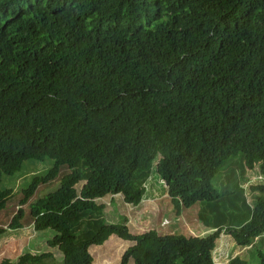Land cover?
Masks as SVG:
<instances>
[{
    "label": "trees",
    "instance_id": "trees-1",
    "mask_svg": "<svg viewBox=\"0 0 264 264\" xmlns=\"http://www.w3.org/2000/svg\"><path fill=\"white\" fill-rule=\"evenodd\" d=\"M45 158L53 166L22 191L0 235L23 227L22 205L65 165L59 188L29 206L34 230L55 232L47 244L62 264H92L89 248L111 235L134 243L118 264H216L224 236L252 245L264 234V0H0V211L11 195L2 177ZM156 160L177 214L221 198L213 180L236 162L230 172L260 180L249 186L250 218L205 236L106 221L97 199L139 205ZM230 179L224 189L245 199Z\"/></svg>",
    "mask_w": 264,
    "mask_h": 264
},
{
    "label": "rangeland",
    "instance_id": "rangeland-1",
    "mask_svg": "<svg viewBox=\"0 0 264 264\" xmlns=\"http://www.w3.org/2000/svg\"><path fill=\"white\" fill-rule=\"evenodd\" d=\"M156 162L157 160L154 161L148 181L145 183L146 192L139 205L133 206L125 203L121 194L107 195L97 199L98 203H104L105 205L103 217L106 221L123 222V219L126 218L124 222L133 234L155 229L160 234L205 236L215 229L213 225H220L223 227V231L228 227L237 229L250 218L252 191H250L249 186L259 183L260 180L250 181L246 177L242 181L239 174L230 172L231 168L236 169V162L229 164L227 168L217 174L219 176L218 183L216 179L213 180L214 186L222 191L220 200L218 199L212 203H195L189 208H182L179 214L175 212L170 198L163 190L162 181L155 171ZM52 166L53 161L48 158L41 161L28 159L22 163L21 169L14 175H4L2 177L1 187L11 189V195L5 207L0 211V226L6 227L11 217L17 212L22 198V191L27 188L34 176L44 175ZM68 172L69 168L62 165L57 176L50 182L40 184L29 201L22 205L24 209L23 227L16 230L8 229L6 233L0 235V260L7 258L16 261L19 256L27 252H44L51 253L53 257L46 259L43 264H62V253L57 247H50L47 244V240L55 232L50 228L35 231L31 223L29 206L37 199L57 190L62 177ZM226 176H229V179L230 177L233 178V183L245 189V199L242 197L241 192H235L238 189L235 190L234 186L224 189L226 187ZM236 177L239 178L238 181ZM82 183L76 184L77 190H79ZM221 184H223V187H220ZM226 193L231 194L227 195ZM202 205L207 206L204 213L208 217L207 221L210 222L208 224H203L199 219ZM133 244L132 241L111 235L102 245L89 248V252L93 257L92 264H118L126 249ZM258 251L264 252V235L255 239L252 245L245 248L236 247L232 240H228L224 236L214 256L217 257L216 264H225L235 255L245 259L248 264H259ZM129 264H133L132 261Z\"/></svg>",
    "mask_w": 264,
    "mask_h": 264
},
{
    "label": "crops",
    "instance_id": "crops-1",
    "mask_svg": "<svg viewBox=\"0 0 264 264\" xmlns=\"http://www.w3.org/2000/svg\"><path fill=\"white\" fill-rule=\"evenodd\" d=\"M263 235H264V234H263ZM261 236H262V235H261ZM261 236L257 237V239H258V238H261Z\"/></svg>",
    "mask_w": 264,
    "mask_h": 264
},
{
    "label": "clouds",
    "instance_id": "clouds-1",
    "mask_svg": "<svg viewBox=\"0 0 264 264\" xmlns=\"http://www.w3.org/2000/svg\"><path fill=\"white\" fill-rule=\"evenodd\" d=\"M257 239V238H256ZM248 247V246H247Z\"/></svg>",
    "mask_w": 264,
    "mask_h": 264
}]
</instances>
